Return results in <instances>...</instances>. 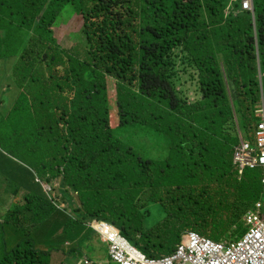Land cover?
Listing matches in <instances>:
<instances>
[{
  "label": "trees",
  "instance_id": "trees-1",
  "mask_svg": "<svg viewBox=\"0 0 264 264\" xmlns=\"http://www.w3.org/2000/svg\"><path fill=\"white\" fill-rule=\"evenodd\" d=\"M69 1L0 0V59L16 57L18 78L4 109L14 115V135H37L38 146L28 151L43 181H34L42 193L30 208L37 211L34 235L68 228L75 238L86 229L96 234L89 222L99 219L150 258L171 254L188 230L216 241L242 237L243 217L263 194L262 174L249 169L239 177L232 160L238 139L233 147L216 144L199 127L226 140L227 131L248 136L260 121L264 0H254V15L241 0H86L78 15L88 61L53 36ZM187 74L199 86L194 102L184 92ZM108 77L117 81L112 106ZM130 126L166 134L169 158L150 162L128 150L114 129ZM230 181L232 195L211 189ZM147 189L152 198L146 200L165 214L153 227L143 225L139 208ZM53 211L64 228L49 224ZM55 251L64 260L76 248L66 241ZM51 255L25 239L4 250L0 264H47Z\"/></svg>",
  "mask_w": 264,
  "mask_h": 264
},
{
  "label": "rangeland",
  "instance_id": "rangeland-1",
  "mask_svg": "<svg viewBox=\"0 0 264 264\" xmlns=\"http://www.w3.org/2000/svg\"><path fill=\"white\" fill-rule=\"evenodd\" d=\"M24 1L27 3H38L42 1L48 2L50 0ZM245 3L248 5L245 6ZM87 4L86 0H70L68 4L62 6V13L59 15L57 21L58 25L56 23L52 28L53 36L57 42L65 44L66 46L72 45L74 51L71 53L81 61H88V48L84 36L80 33L82 17L78 15V12L83 10ZM241 4H243V11L248 13L253 12L254 0H241ZM1 39L2 37H0V40ZM15 60L16 57H8L5 60L0 59V100L3 107H0V224H2V229L0 231V262L4 256V250L7 252L12 251L20 242L25 239H30L35 247L41 251L53 250L54 256L51 255L48 258L47 264H118L110 252L112 246L115 245L117 249H123L125 254L127 250L138 252L141 249L139 246L132 244L129 240H125V243L119 241L117 244L109 241L110 238L104 236V232L100 230L99 225L116 227L110 222L93 219L89 222V225L96 234H94L92 230L86 229L83 230V233L78 238H75L73 235L70 236L72 228H68L66 232L63 231L61 233L56 231L58 235L56 232L50 233L54 236L48 234L40 238L34 235L33 231L37 228V224L33 222L32 216L35 215L37 211L35 208H30L36 206V202H34L33 199H38V201H40L39 197L36 196L42 195L38 189V184L35 182L41 183L43 181L41 180L42 174L38 172L37 163L29 156L28 151H32L38 146L35 140L37 135L33 134L32 136H28L27 133L26 135L23 133L14 135L9 125L14 115L4 109L10 108L12 105L14 99L13 89L17 88L14 80L18 78L14 76L13 70L15 67ZM189 77L190 74L184 76V82L186 80L187 82L183 85V88L190 100L194 102L200 98V92L196 80L189 79ZM107 81L108 95L110 105L112 106L114 104L113 102L117 100V81L111 77H108ZM111 115V126L112 124L116 126L118 120L114 112H112ZM205 129V126H201V130L204 134L208 135L210 140L216 144L223 142L227 147H233L237 139L234 130L227 131L225 134L226 140H223L212 132L208 133ZM172 132L173 131H170L168 133ZM114 136L119 139L128 150H131L134 154H138L140 157L150 162H162L166 160L169 158V153L172 149V140L166 134L163 132L159 133L155 129H149L144 126L116 128L114 129ZM7 138L9 140H7ZM48 173H46V175H48ZM232 182L234 183L233 180ZM232 182L230 181L221 185L213 184L211 189L214 193L222 191L232 195V192L236 190ZM45 189L50 191V187L47 185H45ZM151 196L152 191L147 189L146 197L142 198L139 203L141 212L145 214L143 222L145 227H147V224L150 227L160 224L165 218V214L158 203L155 201L148 202L146 200L152 198ZM250 205H252L251 208H253L255 204L252 203ZM64 206H61V208L65 210L69 207L68 205ZM10 211H15V215L10 214ZM7 215H9L8 219ZM58 216L57 211L51 212L49 224L59 222L61 223L60 229H62L65 227V223L64 220L61 217L58 218ZM122 237L125 239L124 236ZM182 240L189 242L187 239ZM226 240L227 239H224L223 241ZM66 241L69 242L72 247L76 248V252L66 255L64 260H61L60 258L63 256V253L55 250H57L60 245L63 246ZM39 243H44L45 247H42ZM66 249H69V247H66ZM66 258L67 260H65ZM153 259H157V257H153ZM219 264L222 263L220 262Z\"/></svg>",
  "mask_w": 264,
  "mask_h": 264
},
{
  "label": "built area",
  "instance_id": "built-area-1",
  "mask_svg": "<svg viewBox=\"0 0 264 264\" xmlns=\"http://www.w3.org/2000/svg\"><path fill=\"white\" fill-rule=\"evenodd\" d=\"M247 5L245 3V6ZM257 142L264 150L263 126L258 132ZM248 164L250 166L264 165V152L258 154L254 160L248 161ZM247 223L254 224L255 227L250 230L245 241L239 245L213 243L195 233H189L184 238L189 242L184 241L187 247L182 248V264H209L210 262L216 264L220 262L222 264H264V238L262 237L264 222L258 216H250ZM99 226L100 230H103L104 236L110 238L109 241L114 244L119 243L118 231L113 227ZM110 252L118 264H174L171 260L148 258L136 251L127 250L125 254L123 249H117L115 245L111 247Z\"/></svg>",
  "mask_w": 264,
  "mask_h": 264
},
{
  "label": "clouds",
  "instance_id": "clouds-1",
  "mask_svg": "<svg viewBox=\"0 0 264 264\" xmlns=\"http://www.w3.org/2000/svg\"><path fill=\"white\" fill-rule=\"evenodd\" d=\"M243 6V4L241 5V7ZM253 15H254V11L252 12ZM261 76H263L262 73H260ZM196 80V79H195ZM196 83H197V80H196ZM198 84V83H197ZM199 88V86H198ZM184 92L186 93V91L184 90ZM187 95V94H186ZM188 96V95H187ZM190 99V98H189ZM257 116L260 118V121L256 124V126L254 127V129L249 133V135L247 136L244 132L240 131L239 129L236 131L235 129V132H236V135H237V139H238V143L234 146V151H233V157H232V160H233V165L234 167L236 168L237 172H238V176L241 177L243 176L244 172L246 170H258V165L257 164L256 166H250L248 164V161H252L250 160L251 157H257V152L256 150H253L251 153H249L248 155H245V151H246V143L248 142V139L250 137H252L253 135L257 134L259 131H260V127L263 126L264 128V105H262V107L257 111ZM201 129V127H199ZM254 144L257 143V139L254 138V141H253ZM261 182H262V185H263V194H262V197L255 203L254 207L249 209L246 214L244 215L243 217V221H244V224L247 228V231L245 232L244 235H248L250 233V230L255 227L254 224H248L247 223V219L250 217V216H258L262 222H264V174H262V178H261ZM116 231H118V237H119V240L122 242V243H125V240H128L126 239H123V234L121 233V231L117 228V227H113ZM189 233H195L197 235H199L200 237H203L213 243H227V245H230L229 243V240H226V241H223L224 239H221L220 241H216L214 239H211L209 237H206V236H203L201 235L200 233L196 232V231H193V230H188L186 231L183 236L181 237V240L180 242L182 241V239H184ZM262 237L264 238V231H262ZM139 254L141 255H145L146 257H148L146 254H144V252L142 250H139L138 251ZM176 253V250H174L171 254H174ZM170 255V254H169ZM150 258V257H148ZM153 259V258H152ZM157 259H164L163 257H157Z\"/></svg>",
  "mask_w": 264,
  "mask_h": 264
},
{
  "label": "bare ground",
  "instance_id": "bare-ground-1",
  "mask_svg": "<svg viewBox=\"0 0 264 264\" xmlns=\"http://www.w3.org/2000/svg\"><path fill=\"white\" fill-rule=\"evenodd\" d=\"M257 137H258V133L253 135L252 137H250L248 139V142L245 145V147H246L245 155H248L253 150H256L257 154L264 152V150H262V148H260L258 142L256 144L253 143L254 138L257 139ZM254 159H255V157L250 158V160H254ZM258 170H260L261 174H264V165L259 164ZM246 237H247V235H243L242 237H239L237 239H233V240L230 239L229 243L239 245L245 241ZM186 247H187V244L184 242V240H182V242H180L176 245V248H175L176 253L164 256L163 258L166 260H171L174 264H182V248H186ZM178 251H179V253L177 254ZM209 264H216V263L210 262Z\"/></svg>",
  "mask_w": 264,
  "mask_h": 264
}]
</instances>
